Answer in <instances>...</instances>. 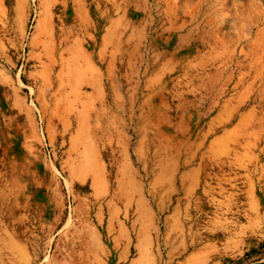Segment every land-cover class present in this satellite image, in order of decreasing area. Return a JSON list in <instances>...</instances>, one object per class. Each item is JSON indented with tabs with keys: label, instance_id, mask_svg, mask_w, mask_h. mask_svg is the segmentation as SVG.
Here are the masks:
<instances>
[{
	"label": "rangeland",
	"instance_id": "obj_1",
	"mask_svg": "<svg viewBox=\"0 0 264 264\" xmlns=\"http://www.w3.org/2000/svg\"><path fill=\"white\" fill-rule=\"evenodd\" d=\"M0 264H264V0H0Z\"/></svg>",
	"mask_w": 264,
	"mask_h": 264
}]
</instances>
